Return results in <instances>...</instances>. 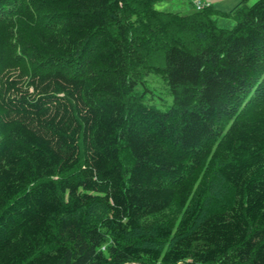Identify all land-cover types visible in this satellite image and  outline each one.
Segmentation results:
<instances>
[{"label": "trees", "instance_id": "trees-1", "mask_svg": "<svg viewBox=\"0 0 264 264\" xmlns=\"http://www.w3.org/2000/svg\"><path fill=\"white\" fill-rule=\"evenodd\" d=\"M162 1L0 0V264H264V0Z\"/></svg>", "mask_w": 264, "mask_h": 264}, {"label": "rangeland", "instance_id": "rangeland-1", "mask_svg": "<svg viewBox=\"0 0 264 264\" xmlns=\"http://www.w3.org/2000/svg\"><path fill=\"white\" fill-rule=\"evenodd\" d=\"M210 1L213 3L215 9L227 12L234 8L241 0H163L156 5V9L158 11L188 15L196 12L197 4H210ZM257 1L258 0H250L249 4L252 5ZM215 19L221 28L233 29L235 27V22L231 19L222 17H215ZM148 80L151 82L152 87H155L156 90L159 89L157 95L164 99V104L163 101L157 99V106L162 110H168L169 105L173 103V97L168 92L167 86H165V83L163 84L162 79L154 75L150 76Z\"/></svg>", "mask_w": 264, "mask_h": 264}, {"label": "built area", "instance_id": "built-area-1", "mask_svg": "<svg viewBox=\"0 0 264 264\" xmlns=\"http://www.w3.org/2000/svg\"><path fill=\"white\" fill-rule=\"evenodd\" d=\"M206 4H201V3H199V4H197V10L198 11H202L203 9H205L206 8Z\"/></svg>", "mask_w": 264, "mask_h": 264}, {"label": "bare ground", "instance_id": "bare-ground-1", "mask_svg": "<svg viewBox=\"0 0 264 264\" xmlns=\"http://www.w3.org/2000/svg\"><path fill=\"white\" fill-rule=\"evenodd\" d=\"M236 7V6H235ZM185 10V9H184ZM185 13V12H184ZM187 13V12H186ZM223 18V17H222ZM229 19V18H228ZM246 122V121H245ZM259 124H260V122H259ZM263 125V124H262ZM258 138V137H257ZM230 178V177H229ZM230 181V180H229ZM233 182V181H232ZM128 183V182H127ZM134 187V186H133ZM238 193V192H237ZM210 194V193H209ZM247 194V193H246ZM238 195V194H237ZM250 200V199H249ZM235 201V200H234ZM241 201V200H240ZM244 201H245V199H244ZM257 203V202H256ZM237 204V203H236ZM236 246V245H235Z\"/></svg>", "mask_w": 264, "mask_h": 264}, {"label": "clouds", "instance_id": "clouds-1", "mask_svg": "<svg viewBox=\"0 0 264 264\" xmlns=\"http://www.w3.org/2000/svg\"><path fill=\"white\" fill-rule=\"evenodd\" d=\"M206 5H207V6H206V8H205V9H207V8H209V7H211V6H212V4H211V3H210V4L208 3V4H206ZM205 9H203V10H205ZM203 10H202V11H203ZM196 11H198V10H196Z\"/></svg>", "mask_w": 264, "mask_h": 264}, {"label": "crops", "instance_id": "crops-1", "mask_svg": "<svg viewBox=\"0 0 264 264\" xmlns=\"http://www.w3.org/2000/svg\"><path fill=\"white\" fill-rule=\"evenodd\" d=\"M210 3H211V1H210ZM212 5H213V3H211Z\"/></svg>", "mask_w": 264, "mask_h": 264}]
</instances>
